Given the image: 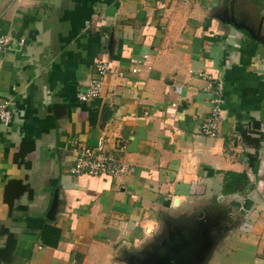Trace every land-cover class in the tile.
Returning a JSON list of instances; mask_svg holds the SVG:
<instances>
[{
    "label": "crops",
    "instance_id": "1",
    "mask_svg": "<svg viewBox=\"0 0 264 264\" xmlns=\"http://www.w3.org/2000/svg\"><path fill=\"white\" fill-rule=\"evenodd\" d=\"M0 35L24 39L0 54V264H155L160 224L202 207L223 225L178 264H264V0H0ZM100 62L101 93L79 101ZM206 76L223 83L216 137L199 130ZM100 143L132 170L73 175Z\"/></svg>",
    "mask_w": 264,
    "mask_h": 264
},
{
    "label": "built area",
    "instance_id": "2",
    "mask_svg": "<svg viewBox=\"0 0 264 264\" xmlns=\"http://www.w3.org/2000/svg\"><path fill=\"white\" fill-rule=\"evenodd\" d=\"M24 45V39H18L15 42L6 36L0 35V54L13 51L15 48L21 50ZM147 56L144 55L140 60L136 61L135 66L131 68V72H137V63L145 64ZM96 76L89 83L82 87L78 92V99L81 102H87L99 96L101 93V78L108 72L109 65L100 62L95 65ZM147 69L151 66L147 65ZM206 89L210 94L211 109L206 118L201 122L199 130L207 137H216L220 123L221 106L223 104V83L218 79L211 80L209 76ZM9 100L0 101V123L8 124L12 120V110L9 107ZM103 144L100 143L94 148L81 146L78 149L77 157L70 171L73 175L86 174L92 177H116L128 174L132 168L122 160L112 154L103 151Z\"/></svg>",
    "mask_w": 264,
    "mask_h": 264
},
{
    "label": "rangeland",
    "instance_id": "3",
    "mask_svg": "<svg viewBox=\"0 0 264 264\" xmlns=\"http://www.w3.org/2000/svg\"><path fill=\"white\" fill-rule=\"evenodd\" d=\"M209 210H213L212 214L208 213ZM225 210L227 209H207L202 207L187 213L175 212L173 216L165 219L163 224H160L159 230L154 232V242H156L155 244L153 242L149 247L153 248L155 245L163 246L164 243L168 244L171 240H173L175 245H179L180 248L190 247L193 243L195 244L193 257L201 262L205 258V253L212 248L211 244L215 237L214 234L220 230L217 227L223 225L222 217ZM199 211H203L204 215L198 216ZM197 249H200V251H197Z\"/></svg>",
    "mask_w": 264,
    "mask_h": 264
},
{
    "label": "trees",
    "instance_id": "4",
    "mask_svg": "<svg viewBox=\"0 0 264 264\" xmlns=\"http://www.w3.org/2000/svg\"><path fill=\"white\" fill-rule=\"evenodd\" d=\"M223 180L229 190H236L238 185L247 184L248 180L244 174L225 172L223 174ZM1 233L7 236L5 244L0 247V262L8 263L12 258V250L15 244L13 235L5 228L1 229Z\"/></svg>",
    "mask_w": 264,
    "mask_h": 264
},
{
    "label": "water",
    "instance_id": "5",
    "mask_svg": "<svg viewBox=\"0 0 264 264\" xmlns=\"http://www.w3.org/2000/svg\"><path fill=\"white\" fill-rule=\"evenodd\" d=\"M174 245L175 243L173 240L169 241L168 244L165 243L160 249L162 254L159 255L155 264H178L181 259H184V254H187L188 256L191 255V259L193 258V255L195 254V249H193V247L195 244L192 243L190 247L187 246L184 248H180L177 244Z\"/></svg>",
    "mask_w": 264,
    "mask_h": 264
}]
</instances>
